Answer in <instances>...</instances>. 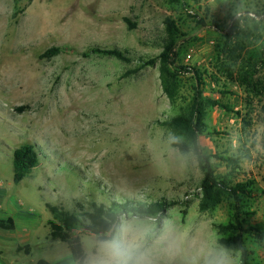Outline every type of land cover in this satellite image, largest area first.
<instances>
[{
	"label": "rangeland",
	"instance_id": "374dc122",
	"mask_svg": "<svg viewBox=\"0 0 264 264\" xmlns=\"http://www.w3.org/2000/svg\"><path fill=\"white\" fill-rule=\"evenodd\" d=\"M168 19L179 29L176 64L199 70L204 96L225 106L208 111L203 152L220 173L216 156L242 158L238 181L254 186L247 224L264 229V0H0V218L15 221L14 231L0 230V264H100L104 241L95 235L74 233L83 261L50 239L47 203L79 212L92 200L177 201L160 224L137 217L155 221L146 247L165 226L178 238L176 255L158 264H192L201 249L221 246L215 225L231 219L232 203L200 212V160L174 148L177 135L159 123L187 110L193 76L182 75L175 103L159 60L125 76L163 51ZM92 46L119 48L133 61L84 56ZM52 48L60 53L42 57ZM25 144L43 163L15 185L13 151ZM27 244L30 255L17 251ZM247 245L264 264V243ZM228 253L240 264V253Z\"/></svg>",
	"mask_w": 264,
	"mask_h": 264
},
{
	"label": "trees",
	"instance_id": "16d2710c",
	"mask_svg": "<svg viewBox=\"0 0 264 264\" xmlns=\"http://www.w3.org/2000/svg\"><path fill=\"white\" fill-rule=\"evenodd\" d=\"M179 1L185 2L186 0ZM127 22L131 27H134L130 20L127 19ZM166 27L170 33V38L165 43L163 51L148 59L139 58L137 66L129 70L125 76L136 75L145 68L155 65L159 60L162 87L171 103L177 101L181 91L182 75L193 76V94L187 110L181 115L159 123L177 135V138L172 142L174 148L184 154L194 153L200 160V167L204 173V178L200 184V212H213L224 202L232 203L231 219L227 223L215 225L218 232V244L228 250L240 253V264H259L255 261L254 252L248 248L247 243L249 240H254L263 244L264 229L247 224L248 217L252 215L249 203L254 195V186L253 181H238L241 175L242 158L236 155L216 156L226 170L225 173H220L212 164L210 156L204 154L200 143L201 136L207 128L206 119L209 109L224 108L225 106L204 96V79L199 70L191 66L176 64V36L179 29L175 22L170 19L166 21ZM235 30L236 27L231 30L229 37ZM59 53L58 48H52L45 52L42 57L49 58ZM92 55L113 57L125 63L133 61L127 51L116 47L92 46L87 49L84 56ZM245 158H250V156ZM42 161L40 152L35 145L25 144L16 148L13 151L14 184L19 185L34 169L42 165ZM177 204L179 202L167 199L142 202L136 199L122 198L120 200L113 199L108 204L92 200L87 205L79 203V212H71L61 206L47 203L46 208L52 216L48 221L49 237L52 241L67 244L74 259L83 261L85 252L81 240L74 237L76 231L84 230L95 235L101 241H107L116 230L122 217L155 219L160 224L167 212ZM0 230L14 231V219L12 217L0 218ZM17 251H24L26 255H30L31 246L28 244L18 246ZM36 264L53 263L40 259Z\"/></svg>",
	"mask_w": 264,
	"mask_h": 264
},
{
	"label": "clouds",
	"instance_id": "9594fccd",
	"mask_svg": "<svg viewBox=\"0 0 264 264\" xmlns=\"http://www.w3.org/2000/svg\"><path fill=\"white\" fill-rule=\"evenodd\" d=\"M155 221L145 222L137 217H122L119 238L102 242L103 257L100 264H158V257H174L179 241L167 226L155 236L151 247L146 241L152 236ZM192 264H237L223 246L201 249Z\"/></svg>",
	"mask_w": 264,
	"mask_h": 264
}]
</instances>
